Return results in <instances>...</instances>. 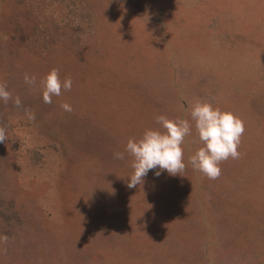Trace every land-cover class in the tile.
I'll return each instance as SVG.
<instances>
[{"label": "rangeland", "instance_id": "rangeland-1", "mask_svg": "<svg viewBox=\"0 0 264 264\" xmlns=\"http://www.w3.org/2000/svg\"><path fill=\"white\" fill-rule=\"evenodd\" d=\"M53 68L73 85L46 104ZM0 83V264H264V0H0ZM197 99L245 124L216 180ZM159 115L193 124L185 170L128 188L114 153Z\"/></svg>", "mask_w": 264, "mask_h": 264}, {"label": "clouds", "instance_id": "clouds-1", "mask_svg": "<svg viewBox=\"0 0 264 264\" xmlns=\"http://www.w3.org/2000/svg\"><path fill=\"white\" fill-rule=\"evenodd\" d=\"M24 81L34 87L37 78L24 74ZM73 80L71 76L61 79L59 69H51L41 80L43 102L52 103V98L58 97L64 91H71ZM0 100L5 104L12 101L17 108L22 107L19 96L13 97L7 90L6 83H0ZM60 107L66 112H72V106L61 103ZM24 112L29 120L35 115L30 109ZM191 121L202 146L189 157V163L196 171L203 173L208 179L216 180L222 174L220 164L228 159H239L238 151L241 138L245 133V124L241 118L229 110L214 107L212 103L197 99L190 108ZM160 125L158 129H145L139 139L129 138L123 152H115L117 159L123 160L125 153L131 157L132 174L127 183L128 188L142 185L149 171L156 170L154 175L159 177L163 171L170 175L181 174L185 170L184 149L185 138L191 135L193 124L189 119L169 118L166 115L156 117ZM7 140L6 127L0 126V143ZM8 237L0 235V243L6 244Z\"/></svg>", "mask_w": 264, "mask_h": 264}]
</instances>
